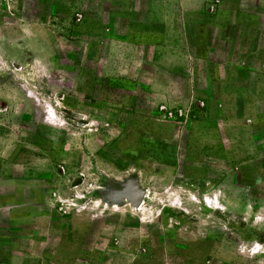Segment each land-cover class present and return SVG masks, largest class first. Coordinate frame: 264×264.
Listing matches in <instances>:
<instances>
[{
  "label": "rangeland",
  "instance_id": "1",
  "mask_svg": "<svg viewBox=\"0 0 264 264\" xmlns=\"http://www.w3.org/2000/svg\"><path fill=\"white\" fill-rule=\"evenodd\" d=\"M38 3L0 0V264H264V1L222 17L231 96L195 33L186 62L126 71L79 12ZM129 178L138 207L103 196Z\"/></svg>",
  "mask_w": 264,
  "mask_h": 264
},
{
  "label": "crops",
  "instance_id": "2",
  "mask_svg": "<svg viewBox=\"0 0 264 264\" xmlns=\"http://www.w3.org/2000/svg\"><path fill=\"white\" fill-rule=\"evenodd\" d=\"M37 1L40 2L37 4V9L40 10L44 8L45 3H51L53 11L50 15L53 16L61 15L65 11L69 14L79 12L78 15L83 17V22L90 30H99L107 36L108 46H110L108 49L112 53L110 56L115 54L119 57V61L113 58L110 60L109 57L107 63L110 65L126 63L125 65H128L126 71H131L129 65L134 63L151 66L160 64L170 68L175 63L186 62V58L191 57L188 50L190 35L195 33L191 35L193 46L196 47L195 58L199 56L202 60L207 59L211 69L208 78L213 82V89L219 96H231L235 93L234 83L238 75L235 66L237 27L231 20H228L227 24L222 23V17L252 15V12L247 9L238 10L236 6L230 7L236 0H217V4L216 0ZM226 2L229 4L227 12L223 6ZM213 5L217 7L211 10ZM37 15L42 16L45 13L40 11ZM156 27L157 31L154 30ZM210 31L213 32L212 38L203 34ZM221 32L227 36L221 35ZM210 43L214 51L221 46H227L228 56L223 61L214 60L210 63L205 54V49L210 46ZM120 57L123 59L120 60ZM150 88L152 89V85ZM162 90H169V88ZM263 91L264 88L261 87V92ZM1 185L3 186V183ZM3 254L7 252L3 250Z\"/></svg>",
  "mask_w": 264,
  "mask_h": 264
},
{
  "label": "water",
  "instance_id": "3",
  "mask_svg": "<svg viewBox=\"0 0 264 264\" xmlns=\"http://www.w3.org/2000/svg\"><path fill=\"white\" fill-rule=\"evenodd\" d=\"M144 195V190L139 187L134 178L127 179L118 189H111L103 194L104 197L113 201L128 200L134 207H138Z\"/></svg>",
  "mask_w": 264,
  "mask_h": 264
}]
</instances>
